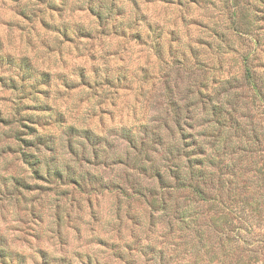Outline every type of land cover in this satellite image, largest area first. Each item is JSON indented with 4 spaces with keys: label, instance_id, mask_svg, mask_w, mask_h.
I'll use <instances>...</instances> for the list:
<instances>
[{
    "label": "rangeland",
    "instance_id": "rangeland-1",
    "mask_svg": "<svg viewBox=\"0 0 264 264\" xmlns=\"http://www.w3.org/2000/svg\"><path fill=\"white\" fill-rule=\"evenodd\" d=\"M131 2L142 9L144 15L138 16L137 20L145 21L151 35L134 28L136 21L127 23L119 19L124 10L117 7L114 2L110 9L112 23L107 26L99 15V9L104 7L103 0H88V11L101 20V27L96 29L87 24L86 15L81 17L84 22L59 25L51 24L43 15H39L44 13L45 9L49 15L62 14L68 0H60L59 4L54 3L53 0H27V2L0 0V54H8L16 60L15 62L0 61V207L3 206L4 200L12 196L19 197L18 211H25L21 207V201L30 204V207L26 209L29 215L18 216V219L26 225L23 229L24 235L16 238L18 247H11L0 227V264H29L30 254L22 249L28 245L31 246L30 238L36 240L46 238L39 224H43L45 209L49 204L55 207L57 227L54 235L57 237V246L65 255L53 257L45 249L39 248L37 251L41 258L40 264H73L67 255L73 239L82 246L100 244L105 249L102 253L105 256L104 260L88 252H74L73 254L81 261V264H130V244L134 243L133 233L137 236L138 233L143 234L148 228L147 220L151 210L148 204L151 199L148 190L161 192L159 189L161 183L150 167H158L162 170L160 161L169 160V158L163 155L158 161L145 151L149 146L145 138H149L151 144L162 141L161 135L154 132L148 125H141L145 138L139 140L136 156L127 150L121 153L114 142L95 136L90 130L88 131L90 135H93L92 138L86 137L87 131L82 133L92 148V157L77 154L73 150L78 161L82 160L93 169L107 170L104 175L115 172V169L119 168L120 171L115 172V179L111 176L104 179L103 176L93 175L88 170L78 173L68 164L61 167L55 158H43L42 155L35 154L40 151V146L52 150L55 136L46 134L36 135L34 139L25 138L36 133L34 125L48 126L53 120L62 122L64 117L59 112H56L54 116H33L23 113L48 112L50 104L47 99L51 97L53 83L59 81L66 87L70 86L72 82L69 80L68 73L71 72L79 76L81 83L89 84L90 68L97 78H101L103 72V81L114 88H121V92H128L131 95L132 88L135 87L139 89L141 96L145 93H153V100L159 102L161 106H166L169 94L175 93L182 87L183 69L179 66L187 61L183 50L174 45H178L181 41V33L189 30H207L215 37L213 42L211 39H204L203 36L195 38V44L200 47L190 46L189 50L193 58H197L196 65L208 66L219 63L221 67H227L234 63L232 56L227 54L216 56L212 51L213 43L216 49L223 53L224 49H232L236 40H242L239 35L233 37L232 34L223 30V21L226 17L221 14L217 0H187L190 11L194 14L191 20H186L183 16L179 19L172 18L174 6L183 7L186 0H131ZM220 2L225 8L228 7L227 0H220ZM209 7L216 9L215 15L204 11ZM6 15L8 19H5ZM37 17L38 27L34 22ZM149 17L152 18L150 23ZM256 19H264V17H256ZM206 20L213 21L214 26L211 29L205 23ZM19 21H28L31 31L25 29ZM126 29L133 30L126 31ZM102 37L105 40L110 39L116 47L128 52L133 63L137 64L139 73L131 72V75L135 77L134 81L129 80L130 70L124 66L112 69L105 65L101 69L94 63L89 67H85L84 63H77L83 61L85 57L93 61L104 59L118 51V49L105 48ZM255 38L259 39L260 44L262 38L259 35ZM122 41L127 44V48L121 44ZM165 42L168 45L167 51L173 68L169 71H161L159 68L151 70L145 67L150 56L144 45H147L157 57H162ZM97 47H100L102 55L97 54ZM21 60L28 62L32 71L49 72L52 76L51 82L47 85H30L32 79L20 80L18 77L20 68L14 66ZM138 61L141 63H137ZM59 69H68V71ZM9 78H14V82H11ZM96 82L98 83L99 79ZM236 91L238 101L243 102L248 95L246 85L240 84ZM34 93L43 95L46 98L45 102L24 103L29 98L36 100ZM59 95L61 93H57V96ZM54 100L60 103L59 97ZM101 111L105 112L104 109ZM235 114L241 121L248 119L250 122L254 118L252 112L238 111ZM244 114L248 116L245 117ZM107 115L105 113V116ZM101 120L103 121V117ZM256 126H264V124ZM124 130H129L130 136H133L130 129H121L124 140L136 147L137 138L133 136V139L129 141L123 134ZM67 132L71 133L69 129ZM29 141L31 143H28ZM17 143L23 147H17ZM25 168L31 170V177L35 182H29L18 175L19 172H25ZM4 173L10 174L4 175ZM165 181L167 182L164 183L165 185H174V181L170 178ZM139 189L145 196L135 193ZM251 210V208L246 209L244 217L249 228L246 224L234 219V224L242 228L240 235L243 238L233 243L242 244L245 251L240 254V257L229 260V264H235L237 259L244 264H264V204L260 209ZM90 233H96V235L91 236ZM107 233L109 236L103 238ZM126 236L132 237V243H122ZM124 249L128 251L125 252ZM254 250L257 252L254 253ZM235 253L238 255V251H235L234 255ZM31 259L35 264L34 258Z\"/></svg>",
    "mask_w": 264,
    "mask_h": 264
},
{
    "label": "clouds",
    "instance_id": "clouds-1",
    "mask_svg": "<svg viewBox=\"0 0 264 264\" xmlns=\"http://www.w3.org/2000/svg\"><path fill=\"white\" fill-rule=\"evenodd\" d=\"M24 2H27V0H24ZM53 2L59 4L60 0H53ZM113 2L117 7L124 10L123 15L118 17L119 19L127 23L136 21L134 28L151 35L145 21L137 20L138 16L144 15L142 9L135 6L131 0H103L104 7L99 9V15L107 26L112 23L110 9ZM227 2L228 7L225 8L224 4L217 0L221 14L226 17L223 21V30L232 34L233 37L239 35L242 40H236L233 48L224 49L223 53L217 50L215 43H213L212 51L216 56L224 54L232 56L234 63L227 67H221L219 63L208 66L196 65L197 58L194 59L192 52L189 50L190 46L200 47L195 44V38L203 36L204 39H211L213 42L215 37L207 30L182 32L181 41L178 45H174L180 47L187 57V61L179 66L183 69L182 87L175 93L169 94L166 106H161L159 102L154 101L152 98L153 93H145L141 96L139 89L133 87L132 94L129 95L128 92H121V88H114L106 84L102 79L103 72L101 78H97L89 68L88 77L91 86L81 83L79 76L69 72V80L72 82L70 86L66 87L59 81L53 83L51 97L47 99L50 104L48 112L27 111L23 113L33 116H54L56 112H59L64 117L62 122L53 120L48 126L34 125L36 133L25 138L34 139L36 135L46 134H54L55 136L52 150L40 146V151L35 154L42 155L43 158H55V161L61 167L68 164L78 173L88 170L93 175L103 176L104 179H108V176L115 179V172H119V168H116L115 172L104 175L107 170L93 169L82 160L78 161L77 156L73 154V150L77 154H86L89 158L92 157V148L82 133L90 130L95 135L114 142L117 145V150L121 153L127 150L133 156H136L139 140L145 138L141 125H148L154 132L161 135L162 142L151 144L150 139L145 138L146 144L149 145L145 151L153 155L158 161L160 156L167 155L165 150L171 152L169 160L160 161L162 171L166 175L170 176L168 169L173 168L175 165L178 166L181 177L187 178L192 169L200 167L195 163L196 160L205 161L204 166L211 169V165L207 164L206 157L215 158L216 153L225 146H236L237 141L230 139V129L226 123L229 116L234 114L233 109H238L240 112H252L254 118L249 122L250 124H264V91L258 92L253 79H250V77L255 78L259 75L264 80V19H256V17H264V0H227ZM204 11L212 15L216 14V9L211 7ZM39 15H43L49 23L57 25L83 21L81 17L86 15L87 24L96 29L101 27V20L97 18V15L88 11V0H68L63 13L60 15L56 13L49 15L47 9ZM193 15L187 0L183 7L175 5L172 11L173 19H179L183 16L186 20H191ZM38 17L34 21L37 27ZM8 18L6 15L5 19ZM148 19L149 23L152 22L151 17ZM19 23H22L25 29L31 31V25L28 21H19ZM205 23L208 24L209 29L214 26L212 20H206ZM131 30L133 29H126V31ZM257 35L262 38L259 45H257L255 38ZM102 39L105 41V48L118 49V51L104 57V59L93 61L85 57L83 61L77 63H84L85 67H89L94 63L101 69L105 65L110 66L112 69L124 66L130 70L129 80L134 81L135 77L131 75V72L139 73V68L136 63H133L128 52L126 53L122 48L116 47L110 39L105 40L103 37ZM121 44L127 48L124 41ZM167 47V42H165L162 57H157L148 49L147 45H144L150 56L148 64L144 66L151 70L159 68L161 71H169L172 69L173 66L169 59ZM221 47L223 48V45ZM96 52L98 55H102L100 47L96 48ZM137 63L141 62L138 61ZM59 70L68 71V69ZM98 79L99 82L97 83ZM17 82L19 83V80ZM240 84H246L248 88L247 98L243 102L238 101L236 96V89ZM57 93H61V95L57 96ZM34 95L36 100L29 98L24 103L45 102L46 98L43 95L39 93H34ZM56 97L60 98V103L55 102L54 98ZM245 105L247 106L245 107ZM102 109L105 112L102 113ZM105 113L108 115L105 116ZM101 117H103V121ZM69 128H75L77 132L69 133L67 132ZM121 129L131 130L132 135L137 138L136 147L124 140ZM16 146L23 147L18 143ZM199 149H203V151H199ZM25 169V172H19L18 175L23 176L29 182H35L32 180L31 170ZM43 171L42 169V173ZM9 174L4 173V175ZM170 178L174 179L171 176ZM18 200L19 197L12 196L4 200L3 206L0 207V227H2L9 244L13 248L18 247L16 238L24 235L23 229L26 227L18 219V216H28L29 213L26 209L30 207V204L21 201V207L25 211H18ZM54 211V205L49 204L45 209L44 222L39 224L46 238L42 240L30 238L31 246L28 245L22 249L24 252L29 253L31 258H34L35 264H40L41 258L37 251L39 248L45 249L53 257L65 255L57 246V237L54 235L57 227ZM33 227H36V225H33ZM89 235L95 236L96 233H90ZM108 236L109 233L105 234L103 238ZM164 239L163 236L156 234L151 242L163 241ZM149 242L141 236L142 244ZM122 243H132V237L126 236ZM157 247H172V245L165 241L158 244ZM104 251V247L100 244L82 246L73 239L67 255L73 261V264H81V261L73 254L74 252H88L94 254L98 259L104 260L105 256L102 255ZM124 251L127 252L128 250L124 249ZM133 256L137 259L138 264H146L145 257L139 252L134 251ZM31 258L29 264H33Z\"/></svg>",
    "mask_w": 264,
    "mask_h": 264
},
{
    "label": "trees",
    "instance_id": "trees-1",
    "mask_svg": "<svg viewBox=\"0 0 264 264\" xmlns=\"http://www.w3.org/2000/svg\"><path fill=\"white\" fill-rule=\"evenodd\" d=\"M89 9L93 10L92 7ZM256 42L258 45L259 39L256 38ZM7 60L16 61L8 54H0L1 62ZM14 67L20 68V80L32 79L30 85L51 82L49 72L32 71L25 60ZM250 79L258 92L264 91V80L259 75ZM9 80L14 82V78ZM236 96L238 100L237 91ZM236 112L238 109H233L234 114L226 121L230 139L237 141L236 146H225L215 158L206 157L211 169L204 166L205 161L196 160L200 167L192 169L188 177L183 178L178 166L174 165L168 169L172 179L160 168L150 167L161 183V192L148 190L151 197L148 228L143 234L135 236L133 233L130 264H138L134 251L145 257L146 264H229V260L240 257L245 251L242 244L233 243L243 238L240 235L242 228L234 224V219L249 228L244 218L245 210L251 208L254 211L264 204V126L250 124L248 119L241 121ZM69 130L77 132L75 128ZM123 134L129 141L133 139L129 130H124ZM86 137L93 135L87 131ZM165 151L166 157L170 158V150ZM167 178L172 179L174 185H165ZM135 193L145 196L140 189ZM156 234L165 239L151 242ZM141 236L150 242L142 244ZM165 241L172 247H157ZM235 251L238 255H234ZM235 264L244 263L237 259Z\"/></svg>",
    "mask_w": 264,
    "mask_h": 264
}]
</instances>
